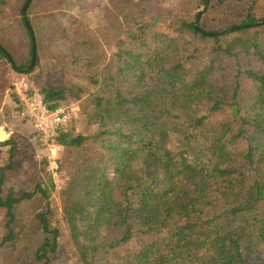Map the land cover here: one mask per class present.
Listing matches in <instances>:
<instances>
[{
  "label": "trees",
  "instance_id": "trees-1",
  "mask_svg": "<svg viewBox=\"0 0 264 264\" xmlns=\"http://www.w3.org/2000/svg\"><path fill=\"white\" fill-rule=\"evenodd\" d=\"M26 1L0 0L13 62L0 51V68L35 81L50 109L83 112L77 130L58 129L57 193L9 86L0 125L29 123L43 156L21 171L15 135L0 141V264H264V0H200L181 23L163 0H108L97 27L67 19L68 75L49 62L27 71L25 19L37 57L84 0H31L23 17ZM17 210L38 243L15 235Z\"/></svg>",
  "mask_w": 264,
  "mask_h": 264
},
{
  "label": "rangeland",
  "instance_id": "rangeland-1",
  "mask_svg": "<svg viewBox=\"0 0 264 264\" xmlns=\"http://www.w3.org/2000/svg\"><path fill=\"white\" fill-rule=\"evenodd\" d=\"M107 1L108 0H84L82 5L73 6V8L71 7L66 13L59 14L61 25L59 31L57 32L58 34L51 41H49V43L45 45L42 50H40V53L36 57V62L38 64H43L44 62L53 63L52 65H56L58 67V71H60L64 75H68L64 56L66 54L65 52L71 47L73 41L69 37V30L65 28V25H67V19L69 17L85 19L91 25V27H97L100 25V20L98 19V17H100V12H98L96 8H98L99 5L103 7L107 3ZM162 2L163 5L172 4L175 6V8L177 9L176 17H178L179 22L181 23L186 21V13H188L190 9H192L194 6L195 9L192 10H196V8H198L197 6L200 0H163ZM202 8L203 7L201 6L198 12L201 11ZM188 16H190V14H188ZM252 34H254V32ZM81 40L89 43H95L96 36L94 33L89 32L88 34H85ZM106 51L109 52L108 47L106 48ZM8 68V63L3 61L2 68H0V107L3 105V100L1 97L5 92H7L9 86L13 82L15 83V81L17 80V78H15L13 74H11L12 72H10ZM45 77H48V73L45 75ZM60 79L62 81L63 79L64 81L66 80L65 78ZM1 92L3 93L2 96ZM78 103L81 107L78 113H82L83 105L80 101H78ZM11 123V125H4V127L3 125H0V135H2V139L0 137V141L2 142L4 140H8L9 136L14 134V142L17 143L15 147L18 149V152L20 151L15 159L17 167L21 171L29 169L32 171V173H34L40 166L42 156L45 155L40 151L38 147V141L36 139L37 137L34 129L29 123L23 122L22 118L19 117H16L14 120H12ZM8 147L9 146L0 147V164H5L4 160L6 159ZM26 187L30 186L27 185ZM60 189L61 187L59 186L56 192L60 193ZM56 195L57 194L54 195V198H51V202L58 205L59 200L56 198ZM15 213V221L13 222L12 226L15 229V235L17 236V238L24 241L38 243L40 241V233L37 226L29 222L27 214L24 215L20 210H17ZM4 216L5 211L0 208V222L3 220ZM7 245H11V242H8Z\"/></svg>",
  "mask_w": 264,
  "mask_h": 264
},
{
  "label": "built area",
  "instance_id": "built-area-1",
  "mask_svg": "<svg viewBox=\"0 0 264 264\" xmlns=\"http://www.w3.org/2000/svg\"><path fill=\"white\" fill-rule=\"evenodd\" d=\"M13 87L15 97L20 103L25 116L32 122L38 132L39 144L48 162V171L59 187L57 172L58 129L62 126H70L76 130L79 128L77 113L80 111V104L77 101L69 100L55 109H50L43 102L35 81L25 75L20 76Z\"/></svg>",
  "mask_w": 264,
  "mask_h": 264
},
{
  "label": "water",
  "instance_id": "water-1",
  "mask_svg": "<svg viewBox=\"0 0 264 264\" xmlns=\"http://www.w3.org/2000/svg\"><path fill=\"white\" fill-rule=\"evenodd\" d=\"M31 0H27L21 10V13H22V16H24L25 14V9L27 8V6L29 5ZM201 11H199V14H200ZM25 24H26V27L27 29L30 31V35H31V61H30V64L28 65L27 67V71L30 70L34 64H35V61H36V45H35V38L33 36V33L31 31V27H30V24L28 23V21L25 19ZM0 51L6 56L7 60L9 61V63L12 65V59L11 57L5 52V50L3 48L0 47Z\"/></svg>",
  "mask_w": 264,
  "mask_h": 264
},
{
  "label": "crops",
  "instance_id": "crops-1",
  "mask_svg": "<svg viewBox=\"0 0 264 264\" xmlns=\"http://www.w3.org/2000/svg\"><path fill=\"white\" fill-rule=\"evenodd\" d=\"M8 70L11 72V70H10V68H8ZM8 71V72H9ZM8 91V90H7ZM7 93L8 92H5L4 94L1 92V96H2V94H3V96L1 97L2 98V100H3V103L5 102V100H6V95H7ZM2 126V125H1ZM3 127H4V125H3Z\"/></svg>",
  "mask_w": 264,
  "mask_h": 264
},
{
  "label": "bare ground",
  "instance_id": "bare-ground-1",
  "mask_svg": "<svg viewBox=\"0 0 264 264\" xmlns=\"http://www.w3.org/2000/svg\"><path fill=\"white\" fill-rule=\"evenodd\" d=\"M1 139H2V135H0Z\"/></svg>",
  "mask_w": 264,
  "mask_h": 264
}]
</instances>
